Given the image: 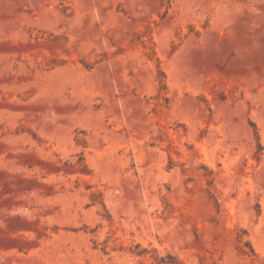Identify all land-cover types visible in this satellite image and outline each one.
<instances>
[{"label":"rangeland","instance_id":"rangeland-1","mask_svg":"<svg viewBox=\"0 0 264 264\" xmlns=\"http://www.w3.org/2000/svg\"><path fill=\"white\" fill-rule=\"evenodd\" d=\"M0 264H264V0H0Z\"/></svg>","mask_w":264,"mask_h":264}]
</instances>
